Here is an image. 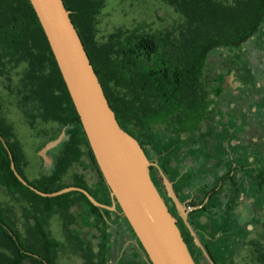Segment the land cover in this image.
<instances>
[{"label":"flooded vegetation","instance_id":"obj_1","mask_svg":"<svg viewBox=\"0 0 264 264\" xmlns=\"http://www.w3.org/2000/svg\"><path fill=\"white\" fill-rule=\"evenodd\" d=\"M64 3L79 28L76 22L80 24L81 19L76 17L66 0ZM250 4L254 11L247 17L259 25L262 23V27L244 42L245 10L250 12ZM263 6L264 0H204L203 5H197L195 0H173L172 7L184 31L178 41L185 36L194 37V19L197 15V24L202 25L199 15L203 12L207 15L204 18L206 30L219 31L213 42L220 44L214 54L219 52L221 63L213 75L214 86L204 90L209 93L207 99L211 104L199 122L203 141L196 145L192 132L177 135L167 124L146 130L144 137H135L152 163L151 178L177 219L196 264H244L247 257L253 264H264V17L263 22L260 18ZM214 54L207 60L205 74ZM216 66L212 64V68ZM59 125V134L38 137L40 141L42 139L39 157L44 168L49 170L48 174H41L39 181L46 182L47 177L58 175L57 182L63 185L60 181L76 168L70 176L73 181L66 184L67 187H79L85 183L88 186L85 190L99 203L112 207L111 190L86 146L84 149L83 145L80 146L85 153L61 172L67 157L73 153L69 151L71 146L66 145L69 128L63 129ZM51 143L55 145L47 149ZM196 150L200 156L195 154ZM22 164L28 167L25 158L19 164L20 169ZM164 177L172 183L177 197L188 211L187 222L204 250L196 243L170 198ZM17 194L14 196L19 199ZM73 199L69 207L65 201L58 203L59 213L54 215L59 219L63 213L75 217L73 225L79 232L65 238L66 245L70 240L72 243L66 249L69 256L80 258V264H151L118 205L117 211H113L92 204L99 209L95 211L79 195ZM0 208L10 217L4 207ZM73 208L77 210L72 212ZM29 216L33 218V224L25 219ZM22 218L23 230L11 221L10 228L0 219L16 245L1 250V253H6L10 260L25 257L22 264H36L35 261L56 264L57 256L62 252L61 242L55 249L40 246L46 238L54 239L53 215L44 221L32 214L22 215ZM19 219L17 215L15 221ZM67 230L70 231L68 227ZM244 250L246 256L241 254Z\"/></svg>","mask_w":264,"mask_h":264},{"label":"trees","instance_id":"obj_2","mask_svg":"<svg viewBox=\"0 0 264 264\" xmlns=\"http://www.w3.org/2000/svg\"><path fill=\"white\" fill-rule=\"evenodd\" d=\"M80 1L73 3L66 0V3L74 10L76 17L81 19L80 24L76 22L79 27L76 28L121 128L133 137L141 138L145 136L146 130L167 124L177 135L192 132L196 137L195 144L199 145L198 143L203 141L199 122L204 118L211 104L207 99L208 94L204 91L206 64L208 58L220 45L219 42H213L216 38L214 35H218L219 31L206 30L204 18L206 19L207 15H204V12L199 15L202 17L200 26L197 24L196 15L195 34L191 39L185 36L183 40L178 41L170 35L163 37L160 33H138L137 30L136 33L117 32L111 35L106 43L100 44L87 35L94 34L95 13L88 3ZM195 1L197 5L204 3V0ZM170 3L172 4L173 0H170ZM249 10L250 12L245 10V17L254 11L251 4ZM260 12L263 22L264 6ZM73 19L74 17L72 18L74 23L76 20ZM261 27L262 23L259 25V22L249 20L247 17L244 21L243 41L249 39ZM0 48L2 55L10 57L12 62L29 64L26 83L29 94L26 95L25 102H34L45 121L57 122L63 126V129L69 128L66 145L71 146L69 151L73 155L67 157L61 172H64L83 152L85 153L82 152L85 146L95 159L56 59L29 0H0ZM0 134L6 139L17 170L27 180L19 168L24 155L17 146L18 141H11L1 126ZM81 145L84 146L83 149L80 148ZM195 154L200 156L198 150ZM201 178L203 179L204 176ZM57 180L58 175H54L47 177L46 182H42L39 187L29 183L40 191L52 193L67 187L60 185ZM0 185L7 187L12 195L27 191L39 197L18 181L11 170L9 154L1 141ZM79 187L88 190L85 183L80 184ZM75 194H78L93 210L99 211L78 192L57 198H63L69 207L73 204ZM0 219L11 228L10 219L1 208ZM1 220V249L16 247L4 225H1ZM40 244L53 249L60 247L59 241L49 237ZM24 258L10 260L6 253H0V264H22ZM52 258L54 259V255ZM35 262L40 264L38 261Z\"/></svg>","mask_w":264,"mask_h":264},{"label":"water","instance_id":"obj_3","mask_svg":"<svg viewBox=\"0 0 264 264\" xmlns=\"http://www.w3.org/2000/svg\"><path fill=\"white\" fill-rule=\"evenodd\" d=\"M29 1L56 59L99 169L111 190L113 206L99 203L80 187L71 186L45 193L32 186L17 170L13 154L0 134V141L10 157L12 172L22 185L41 197L55 198L80 192L98 208L117 211L118 205L151 264H196L177 225V219L169 211L151 178L152 163L139 141L121 128L109 104L72 21L71 11L66 8L64 0ZM54 145L49 144L47 149ZM164 180L170 198L186 221L196 243L203 249L187 222L188 211L177 197L172 183L166 177Z\"/></svg>","mask_w":264,"mask_h":264},{"label":"rangeland","instance_id":"obj_4","mask_svg":"<svg viewBox=\"0 0 264 264\" xmlns=\"http://www.w3.org/2000/svg\"><path fill=\"white\" fill-rule=\"evenodd\" d=\"M70 1L74 3L79 0ZM80 2L88 3L90 9L95 13L93 16L94 34L88 33L87 35L89 38L93 37L100 44L106 43L111 35L121 31L136 33L138 30V33H160L163 37L170 35L176 40L184 32L170 0H98L95 2L81 0ZM214 55L211 63L217 66L212 68L211 64L208 68L204 77L205 90L214 86L213 75L221 63L219 52L217 51ZM28 73L29 64L27 62H12L10 57L2 55L0 48V126L7 132L11 141H18L17 146L28 161V167L21 165L22 174L29 182L39 187L42 184L39 181L41 174H48L49 170L44 168L39 157V145L42 139L40 141L38 137L42 134L57 135L60 133L61 126L53 121H45L34 102H25L24 99L29 94L26 88ZM75 170L76 168H72L60 182L63 185L71 183L73 178L70 176ZM88 182L92 185L90 177H88ZM17 195L19 199L0 186V207L6 209L10 221L17 228L23 230L22 215L32 214L33 217L43 221L49 215H53L54 219L51 221L53 238L61 242L62 245V252L57 256L56 264H80V258L69 256V251L66 250L70 246L71 240L68 245L65 243V238L69 239L71 235L79 232L73 225L75 217L66 213L61 215V219L54 216L55 212L59 213L57 204L65 200L56 197H37L27 191H22ZM76 195L78 194L74 196ZM76 210L77 208H73L72 212ZM17 215L20 221H15ZM25 219L34 223L31 216ZM71 224L72 226L69 227ZM67 227L70 231L67 230ZM1 250L3 249L0 247V253ZM246 253L244 250L241 254L246 256ZM247 258L244 264H253Z\"/></svg>","mask_w":264,"mask_h":264}]
</instances>
